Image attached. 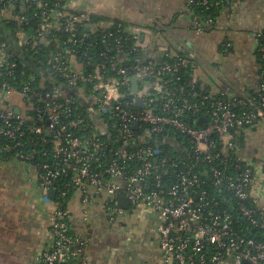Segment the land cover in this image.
I'll list each match as a JSON object with an SVG mask.
<instances>
[{"label": "built area", "instance_id": "2783aa9c", "mask_svg": "<svg viewBox=\"0 0 264 264\" xmlns=\"http://www.w3.org/2000/svg\"><path fill=\"white\" fill-rule=\"evenodd\" d=\"M222 2L192 4L211 11ZM0 6V15L19 26L29 24L25 13L34 9L38 36L15 33L24 51L38 53L39 40L56 27L67 44L90 42L97 50L96 58L88 50L79 62L75 51L56 42L50 62L38 65L62 85L40 81L36 87L32 79L15 87L7 78L15 77L18 64L0 36V88L7 100L0 107V152L34 171L44 202L53 205V244L41 264L82 259L88 242L70 226L76 194L86 209L101 200L112 224L126 212L121 198L133 209L157 212L161 264H264L260 176L241 155L239 140L240 131L264 125V80L251 95L213 94L199 84L198 62L190 57H172L159 46L142 62L157 36L147 28L92 22L66 0H57L55 9L42 0H0ZM193 24L198 33L215 27L214 19L196 14ZM259 53L264 61V45Z\"/></svg>", "mask_w": 264, "mask_h": 264}, {"label": "crops", "instance_id": "0c3cea01", "mask_svg": "<svg viewBox=\"0 0 264 264\" xmlns=\"http://www.w3.org/2000/svg\"><path fill=\"white\" fill-rule=\"evenodd\" d=\"M76 10L130 27H144L155 36L146 53L163 46L172 57L183 54L198 62L195 76L213 94H254L264 79L258 59L264 34V0H230L215 27L198 33L193 24L194 0H66ZM163 31L160 37L159 33ZM217 70L219 73H212ZM0 88V107L6 104ZM13 101L19 103V97ZM241 155L256 167L264 209V125L243 130ZM6 154V155H5ZM72 233L88 242L80 264H161L158 213L147 207L125 209L110 223L101 200L86 209L80 195L69 205ZM84 212L88 219L83 217ZM53 205L44 202L36 173L0 152V264H41L53 244Z\"/></svg>", "mask_w": 264, "mask_h": 264}, {"label": "trees", "instance_id": "16d2710c", "mask_svg": "<svg viewBox=\"0 0 264 264\" xmlns=\"http://www.w3.org/2000/svg\"><path fill=\"white\" fill-rule=\"evenodd\" d=\"M45 3L49 4V8L55 9V4L57 0H42ZM215 1V0H212ZM223 1L222 4L217 7L214 10L206 11L204 7L198 6L197 4H192V12L193 16L195 14L197 16H201L203 19L212 18L214 19V23L216 25L218 16L220 15L221 10L226 6V2H230V0H220ZM3 8V6H0ZM18 12L17 9L15 10V13ZM38 12H40L38 10ZM34 9L27 10L25 13V16L29 19V24H22L19 26V24L14 20H7L2 15H0V36L7 42L9 47V53L11 55V61L16 62L18 64V69L16 72L15 77L7 78V82L9 84L15 86V87H23L30 83L32 79L34 81L32 82L33 86H38V82L44 81L47 84L53 83L57 85L61 84V78L57 75H53L49 69H47V66H41L38 65V62H50L51 54L55 51V45L56 42H59V45H61V49L65 51L66 49H71L72 51H75L76 56L78 57L79 62H86V58L84 55L85 51L90 50L91 57L96 58L97 50H92L90 47V42H85V45L82 46L81 44H67L68 36L66 34H63V32L58 31L57 27L53 30L49 31L46 34V39L39 40L40 46H39V52H33V51H24L20 49L16 42V31L17 30H23L27 33L29 38H36L38 36L39 32V20L33 18ZM92 22H107L110 21L104 17L98 16V15H90ZM119 23V22H118ZM125 26H128L127 24H124ZM85 28H82L79 32V35L85 34ZM13 32V33H12ZM163 33V31H162ZM260 40V46L264 45V35L259 38ZM151 53L143 52L141 55V61L145 62ZM180 56H184L183 54H178ZM135 59V58H134ZM258 59L260 61V64L262 66L261 73L264 75V61L261 59L260 53L258 54ZM165 60L163 56L158 60L159 62H162ZM173 58H171V62H173ZM136 61V59H135ZM137 62V61H136ZM194 62V61H192ZM264 80V79H263ZM240 131V130H239ZM240 132H243L240 131ZM242 133L239 136V139L242 140ZM71 226V221H70ZM264 232V231H262ZM73 234V233H72ZM252 235H254L253 231L251 232ZM264 234V233H263ZM264 239V235H262ZM261 238V236H260ZM74 264H80V260L77 262H74Z\"/></svg>", "mask_w": 264, "mask_h": 264}, {"label": "water", "instance_id": "95a60500", "mask_svg": "<svg viewBox=\"0 0 264 264\" xmlns=\"http://www.w3.org/2000/svg\"><path fill=\"white\" fill-rule=\"evenodd\" d=\"M137 88V86H136ZM17 112L19 113V110H17ZM6 155V154H5ZM48 197L51 198V199H54L55 198V192L54 191H49L48 192ZM120 206L124 209H128L129 208V203L127 201L126 198H121L120 199ZM244 264H248V263H244Z\"/></svg>", "mask_w": 264, "mask_h": 264}, {"label": "rangeland", "instance_id": "374dc122", "mask_svg": "<svg viewBox=\"0 0 264 264\" xmlns=\"http://www.w3.org/2000/svg\"><path fill=\"white\" fill-rule=\"evenodd\" d=\"M68 6H70L71 8H75L74 4H68ZM213 69L215 70V68H213ZM212 73L215 75V73H219V72L217 70H215Z\"/></svg>", "mask_w": 264, "mask_h": 264}]
</instances>
